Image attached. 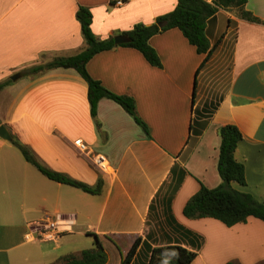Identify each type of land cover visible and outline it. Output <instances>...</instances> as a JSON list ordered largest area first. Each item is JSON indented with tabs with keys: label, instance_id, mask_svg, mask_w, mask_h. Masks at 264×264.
Returning <instances> with one entry per match:
<instances>
[{
	"label": "crops",
	"instance_id": "1",
	"mask_svg": "<svg viewBox=\"0 0 264 264\" xmlns=\"http://www.w3.org/2000/svg\"><path fill=\"white\" fill-rule=\"evenodd\" d=\"M117 1L0 0V83L20 74L0 92L2 125L44 166L89 185H96L100 174L105 179L99 196L51 181L0 136V264H55L64 256H79L89 249L86 243L65 240L85 233L99 236L107 264L111 254L115 264H122L138 239L141 244L130 264H149L151 249L171 243L196 251L194 264H264L263 221L251 217L227 227L183 214L201 183L208 188L222 183L219 130L227 124L243 134L235 158L244 164L247 181L245 186L232 185L264 202V0L246 5L262 23L223 9L209 19L206 34L212 55L200 71L205 56L179 29L150 40L161 69L126 47L100 53L89 62L93 78L135 99L151 139L124 108L108 99L99 103L98 128L88 85L74 69L21 76L28 67L86 48L76 18L80 6L91 10L94 34L106 39L137 24L152 25L178 4ZM77 141L88 150L80 151ZM96 155L107 158L108 173L98 170ZM155 212L181 235V242L151 243L148 225ZM59 215L72 218L71 230L59 240L26 239L46 219ZM78 226L84 228L75 231Z\"/></svg>",
	"mask_w": 264,
	"mask_h": 264
},
{
	"label": "trees",
	"instance_id": "2",
	"mask_svg": "<svg viewBox=\"0 0 264 264\" xmlns=\"http://www.w3.org/2000/svg\"><path fill=\"white\" fill-rule=\"evenodd\" d=\"M248 2L249 0H211V2L207 0H178L175 10L159 17L154 24H137L132 30L120 33V35L129 37L130 41L119 46L115 44L114 36L99 39L94 34L92 30V12L89 8L80 6L76 13V18L81 25L86 48L75 56L57 57L45 64L31 67L23 71L21 76L35 77L59 68L74 69L88 85L91 116L98 128L101 127L97 120L99 103L103 99H108L124 108L136 124L144 130L146 136L151 139L147 124L137 112L135 99L126 95H118L106 88L101 81L93 78L88 71L89 62L100 53L112 51L118 47H126L137 50L152 67L161 69L163 68V63L157 51L151 46L150 40L154 36L169 30L179 29L189 43L196 48L198 54L205 56L203 63L198 69L200 71L209 62L212 55L211 43L206 34L207 23L219 10L223 9L234 13L240 19L251 23H262L258 17L246 9ZM12 82L8 80L0 83V92ZM0 126H2L1 120ZM219 134L221 146L218 171L222 183L216 188H208L201 183L200 190L185 205L184 216L190 220H216L227 227L246 223L251 217L264 222V202L258 201L251 194L238 191L232 185L233 183H238L241 186L247 184L245 166L235 158L237 147L243 140L241 130L236 125L227 124L220 128ZM11 142L21 151L26 161L36 167L49 180L79 189L94 196H99L103 193L105 187L103 175H99L96 185H89L44 166L31 150L14 135H12ZM88 235L94 237V247L83 250L79 256H64L55 264H107L108 254L99 236L92 233ZM140 244L141 239H138L122 261V264H130L132 262L137 255ZM197 257L198 253L196 251L180 244L171 243L151 249L149 264H194ZM227 264L236 263L229 262Z\"/></svg>",
	"mask_w": 264,
	"mask_h": 264
},
{
	"label": "built area",
	"instance_id": "3",
	"mask_svg": "<svg viewBox=\"0 0 264 264\" xmlns=\"http://www.w3.org/2000/svg\"><path fill=\"white\" fill-rule=\"evenodd\" d=\"M125 0H118L117 5H123ZM76 146L82 152H86L88 147L82 141H77ZM95 165L99 171L108 173L109 172V162L106 157L103 155H96L94 159ZM70 216L59 215L55 218H48L46 221L41 223V227L33 230L32 233L26 235L27 240H34L38 237L43 241H57L63 234L69 232L72 227Z\"/></svg>",
	"mask_w": 264,
	"mask_h": 264
},
{
	"label": "rangeland",
	"instance_id": "4",
	"mask_svg": "<svg viewBox=\"0 0 264 264\" xmlns=\"http://www.w3.org/2000/svg\"><path fill=\"white\" fill-rule=\"evenodd\" d=\"M28 69H29V67L26 68L25 70H28ZM25 70H23V71H25ZM14 75L15 74H13L11 76V78ZM25 77H32V76H25ZM212 225H216V224H212ZM81 228H84V227L78 226L75 228V231H78ZM147 236H149L151 243H153L155 245H166L169 242H181L182 241L181 235L179 233H176L175 231H173L169 225H166L164 222V219H163V215L161 213L158 214L156 212L153 213L151 216V222H150V225H148V235ZM78 239H82V241H84L86 243V245H84V246H87V248H92L95 246L94 237L87 236V233H85L84 236H82V237L73 235L71 237L66 238L65 241H68L70 243L73 241L76 245L82 246L80 244V242H78L79 241ZM111 259H112L111 264H115V257L112 254H111ZM204 264H207V261L204 262Z\"/></svg>",
	"mask_w": 264,
	"mask_h": 264
},
{
	"label": "water",
	"instance_id": "5",
	"mask_svg": "<svg viewBox=\"0 0 264 264\" xmlns=\"http://www.w3.org/2000/svg\"><path fill=\"white\" fill-rule=\"evenodd\" d=\"M129 41H130V39L126 35H118L115 37V44L117 46L128 43ZM19 78H20V74H16L11 78V80L16 81ZM0 136L4 139L8 140V141H11V139H12L10 132L8 131V129L4 125L0 126Z\"/></svg>",
	"mask_w": 264,
	"mask_h": 264
}]
</instances>
